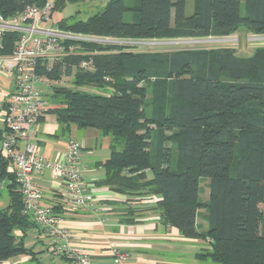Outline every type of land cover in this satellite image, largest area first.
I'll return each mask as SVG.
<instances>
[{"label": "trees", "instance_id": "obj_1", "mask_svg": "<svg viewBox=\"0 0 264 264\" xmlns=\"http://www.w3.org/2000/svg\"><path fill=\"white\" fill-rule=\"evenodd\" d=\"M46 1L0 0V16L10 19ZM83 1L57 0L54 11ZM186 5L135 0L128 8L125 0H110L86 21L57 26L115 40L264 36V0H195L189 17ZM127 12L133 14L130 23ZM19 39L17 32H5L0 56L11 55ZM83 47L92 55L65 58L48 73L51 79L74 77V88H54L50 101L56 108L49 113L63 127L95 129L110 138L102 184L151 204L183 238L206 242L197 255L201 262L264 264V47L249 56L234 48L137 54L112 43ZM83 60H92L91 70L77 67ZM85 86L111 94L77 90ZM9 163L0 153V192L5 184L9 198L0 209V261L33 255L25 237L38 229L23 212ZM202 178L210 179L205 202ZM201 209L207 213L205 232L197 224ZM128 213L122 224L139 222L133 210Z\"/></svg>", "mask_w": 264, "mask_h": 264}, {"label": "built area", "instance_id": "obj_2", "mask_svg": "<svg viewBox=\"0 0 264 264\" xmlns=\"http://www.w3.org/2000/svg\"><path fill=\"white\" fill-rule=\"evenodd\" d=\"M54 7L55 2L47 0L44 6H27L10 19L0 16V39L5 32L20 35L14 52L0 56V71L14 81L2 111L4 130L0 153L10 162L8 173L18 184L23 212L42 232L47 251L73 264H95L91 255L75 247L72 233L61 226L62 219L54 209L41 205L43 190L34 180L36 175L49 171L52 180L66 186L63 199L67 211L93 209L100 199L85 181L88 167L81 160L82 145L72 140L62 159L50 160L40 153L35 134L43 117L56 108L49 103L46 91L62 87L65 79H51L48 73L65 58L92 55L83 44L110 43L105 40L111 39L60 29L52 21ZM77 67L91 70L92 60H83ZM2 189H6L5 184ZM111 257L113 264H125L130 259L128 253L116 248L111 249Z\"/></svg>", "mask_w": 264, "mask_h": 264}, {"label": "crops", "instance_id": "obj_3", "mask_svg": "<svg viewBox=\"0 0 264 264\" xmlns=\"http://www.w3.org/2000/svg\"><path fill=\"white\" fill-rule=\"evenodd\" d=\"M13 87V79L0 71V146L4 130L2 111ZM49 114L51 113L43 117L35 134L40 153L50 160H60L64 157L69 142L78 141L82 145V163L88 167L85 181L91 192L100 199L93 209L69 212L65 209L63 199L66 186L52 180L49 171L34 177L43 190L44 199L41 205L60 208L58 211L54 209L55 213L62 219L61 226L72 233L76 248L91 255L95 264H113L111 249L114 248L129 254L130 259L125 264H204L198 260L197 255L206 249V242L183 238L177 229L162 223L159 213L152 210L151 204H138L136 197L120 194L102 184L106 179L103 165L110 158L109 137L95 129H81L75 125L63 127L54 114L48 120ZM1 195L0 192V199ZM1 201L0 209L6 208L9 198L5 202ZM130 210L135 212L132 216L139 222L132 225L122 224L121 220L127 217ZM199 215L205 220L206 210L201 209ZM199 215L197 224L201 232H205L208 225L199 222ZM29 232L33 245L26 247L32 250L33 255H21L5 261V264H47L48 261L43 263L38 256L47 250L42 232L31 229L25 240ZM17 235L22 236L20 232ZM39 245L44 248L38 249ZM60 258L63 262H68L66 258Z\"/></svg>", "mask_w": 264, "mask_h": 264}, {"label": "rangeland", "instance_id": "obj_4", "mask_svg": "<svg viewBox=\"0 0 264 264\" xmlns=\"http://www.w3.org/2000/svg\"><path fill=\"white\" fill-rule=\"evenodd\" d=\"M56 3L57 0H49ZM110 0H85L83 2L77 4H69L65 8L57 9L53 14V23L56 25L57 23L63 21H73V20H82L86 21L88 18L98 14L101 12ZM135 0H125V5L130 8L134 5ZM194 0H187V8L186 15L189 17L193 14L194 10ZM242 14H245L244 4L242 6ZM125 22L133 21V14L131 12L125 13L124 16ZM110 41L112 44H119L122 46H129L131 51L135 53H159V52H177L182 50H199V49H226V48H234L238 51V54L241 56H249L253 53L256 48L264 47V36H255V35H245V34H235L230 37L223 38H201V39H179V40H105ZM105 44H109L105 42ZM74 77L65 78L62 87L74 88ZM77 90L86 92L89 94H102L109 95L111 94V89H96L90 86L79 87ZM48 92V101L50 104L51 96L54 93L53 91ZM151 96V94H150ZM51 119V114L48 115V120ZM170 146V144H168ZM200 200L205 202L209 198L210 194V179L202 178L200 181ZM1 203L5 202L8 199V194L6 189L1 190ZM2 205V204H1ZM3 207V206H2ZM200 223H207L206 219L204 220L201 215H199ZM201 230V229H200ZM31 232H29V236L25 240L26 246L30 247L33 245V239L30 236ZM21 238V236H18ZM43 237V236H42ZM44 244L46 246L45 239L43 238ZM44 248L42 245L38 246V249ZM41 257L43 263L48 261L47 264H73L70 260L66 259L68 262H63L60 256L52 255L50 252L43 251L38 254ZM13 261L11 260V263ZM200 263V262H198ZM204 264H217L214 262H201ZM45 264V263H44Z\"/></svg>", "mask_w": 264, "mask_h": 264}]
</instances>
